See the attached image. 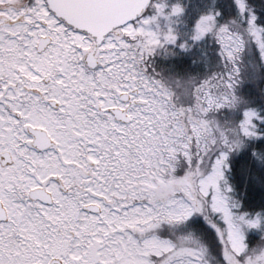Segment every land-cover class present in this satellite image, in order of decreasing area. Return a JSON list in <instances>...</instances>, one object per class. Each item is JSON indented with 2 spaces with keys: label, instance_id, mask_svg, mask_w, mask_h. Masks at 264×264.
<instances>
[{
  "label": "snow or ice",
  "instance_id": "6c2138e0",
  "mask_svg": "<svg viewBox=\"0 0 264 264\" xmlns=\"http://www.w3.org/2000/svg\"><path fill=\"white\" fill-rule=\"evenodd\" d=\"M0 264H264V0H0Z\"/></svg>",
  "mask_w": 264,
  "mask_h": 264
}]
</instances>
